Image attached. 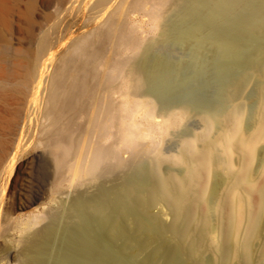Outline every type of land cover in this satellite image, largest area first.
I'll use <instances>...</instances> for the list:
<instances>
[{"label": "bare ground", "instance_id": "obj_1", "mask_svg": "<svg viewBox=\"0 0 264 264\" xmlns=\"http://www.w3.org/2000/svg\"><path fill=\"white\" fill-rule=\"evenodd\" d=\"M89 3L0 0V163L94 187L25 216L2 188L0 264H105L104 235L115 264H264V0Z\"/></svg>", "mask_w": 264, "mask_h": 264}, {"label": "rangeland", "instance_id": "obj_2", "mask_svg": "<svg viewBox=\"0 0 264 264\" xmlns=\"http://www.w3.org/2000/svg\"><path fill=\"white\" fill-rule=\"evenodd\" d=\"M89 1L92 2L93 0H88V5L90 4ZM69 19L70 18L67 16L66 19L64 20V22L68 21ZM233 35L237 39H241L242 41L245 40L242 35H241L242 38H240L241 36L238 33H234ZM15 36H17V34ZM9 37L13 38V36H10V35H9ZM12 38H10V39H12ZM12 40L14 42L15 38H13ZM12 40H11V42H12ZM16 41L17 40H15V42ZM244 43L247 45L249 44V42L248 41L246 42V40L244 41ZM165 51L168 53V55H170L172 62L177 63V61L180 62V60H181V62H183V64L185 63L186 65H189V64L191 65V62L193 59H191L192 56H191V53L189 52L188 49H185V48H182L178 45H175V46H172L171 51L168 48H165ZM191 68H192V66H189V67L187 66V69H185L186 75H190V73L192 72V69H193V68L192 69ZM34 151H35V148L32 146H29L28 144L25 145V147H23L18 152H15V150L13 151V149H12L11 152L13 154L12 153H9V154L12 155V156L11 155L10 156H11V159L13 158L14 161L11 160V162H10V158H9L10 156H8L9 155L8 154V155H6V157L3 158L4 162L3 161L2 162L4 164L0 163V167L3 168V171H2V169H0V191H2L4 189L3 190V198H4L3 203H4V201L10 202V200H12L13 197H17V196L20 197L19 201L23 205V207H22V209H19L17 211V213H16L17 215H20V213H22L21 215L25 216L28 213L30 214L32 211H34L35 213H37V212L42 213L45 210V208H47V207H54V208L59 207L58 210L59 211L62 210L63 213L65 214V212H67L66 211L67 210L66 204H68V202H69L68 201L70 199L69 197H71L75 193V191H84L85 190L86 192H91L92 191L91 189L94 188V187L89 188L88 186L86 187L85 184H79L76 181L75 182L73 181L72 182L73 185L71 184L72 186L71 185L70 186L65 185V186H63L64 188L62 187V188H60V190L54 191L55 189L53 190L52 184L50 183L52 180L50 179V177L48 175L49 173L46 172V170H44L43 168H41L45 162H42L39 158H36L35 157L36 154ZM124 155L126 156V153ZM7 156H8V158H7ZM5 158L7 160H5ZM8 159H9V161H8ZM6 161H7V163L5 164ZM8 163L9 164L13 163V164H12V166L6 167V165L8 166ZM2 165H4V166H2ZM36 193L39 197L31 200L29 198V195L30 194H36ZM60 207H63V208L60 209ZM64 210H65V212H64ZM63 213L61 215V218L63 216ZM63 217L66 219V216H63ZM96 223H98V222L96 221ZM15 234H16V236H15V239L13 241L16 242L17 236H18L17 234H19V233H15ZM104 234H106V233H102V236ZM13 236H14V234H13ZM102 238L105 240L104 242L106 243V246H107V255L109 257V259H107V261H105V264H115L112 260L115 259L114 257H117L118 253H119V255H121V253L118 252V246L117 247L112 246L114 244L111 243V241L109 240V237H107L106 235H104V237H102ZM57 239L55 237L56 241H57ZM56 241H55V244H56ZM119 255H118V257H119ZM51 257H53L52 251L49 253V255L47 257L49 260L46 258L45 264H52V258ZM12 262H14V261H12ZM9 264H12V263H9ZM136 264H138V263H136Z\"/></svg>", "mask_w": 264, "mask_h": 264}]
</instances>
